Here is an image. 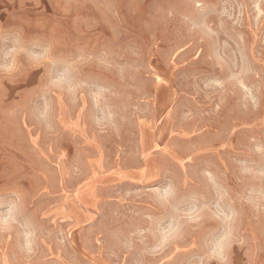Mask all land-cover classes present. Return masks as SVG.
Masks as SVG:
<instances>
[{
    "label": "rangeland",
    "instance_id": "374dc122",
    "mask_svg": "<svg viewBox=\"0 0 264 264\" xmlns=\"http://www.w3.org/2000/svg\"><path fill=\"white\" fill-rule=\"evenodd\" d=\"M0 264H264V0H0Z\"/></svg>",
    "mask_w": 264,
    "mask_h": 264
}]
</instances>
